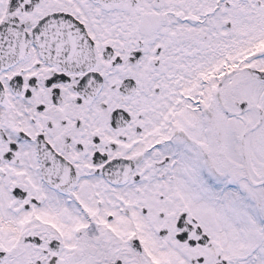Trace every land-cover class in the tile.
<instances>
[{
    "label": "snow or ice",
    "instance_id": "1",
    "mask_svg": "<svg viewBox=\"0 0 264 264\" xmlns=\"http://www.w3.org/2000/svg\"><path fill=\"white\" fill-rule=\"evenodd\" d=\"M0 264H264V0H0Z\"/></svg>",
    "mask_w": 264,
    "mask_h": 264
}]
</instances>
